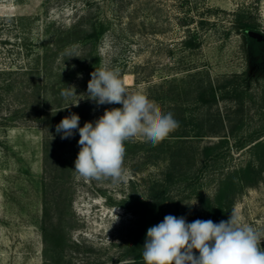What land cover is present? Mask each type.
<instances>
[{"label":"rangeland","instance_id":"374dc122","mask_svg":"<svg viewBox=\"0 0 264 264\" xmlns=\"http://www.w3.org/2000/svg\"><path fill=\"white\" fill-rule=\"evenodd\" d=\"M79 21L85 29L103 27L96 41L99 67L118 68L123 81L130 75L131 83H124L129 92H144L179 121L170 136L185 137L170 142L184 148L178 169L189 179L173 188L171 215L189 223L200 219L195 194L212 200L219 181L251 160L249 143L238 149L237 142L264 135V62L251 56L240 29L248 23L246 34L258 37L249 38L264 41V0H0V264H128L149 210L150 185L166 167L164 161L145 163L153 145L134 138L125 142V180L78 178V131L68 139L52 135L44 161L43 139L51 129L38 118L55 107L58 85L37 71L55 35ZM188 36L197 48L182 46ZM48 61L54 75L70 63L63 57ZM70 80L77 95L64 104L88 101L77 113L80 120L85 116L80 127L118 108L88 99L84 73ZM209 85L216 90L214 103H197V88ZM47 119L49 127L57 123ZM223 138L227 142L218 146ZM204 146H217L206 164L194 153ZM45 204L55 260L44 257ZM233 210L264 230V173L254 187L238 192Z\"/></svg>","mask_w":264,"mask_h":264},{"label":"clouds","instance_id":"9594fccd","mask_svg":"<svg viewBox=\"0 0 264 264\" xmlns=\"http://www.w3.org/2000/svg\"><path fill=\"white\" fill-rule=\"evenodd\" d=\"M67 54L69 58L78 57ZM76 95L74 85L61 91L65 99ZM87 96L97 106L122 107L105 109L102 116L94 122H85L83 127L79 126L80 117L76 113L56 125V134L61 139L71 138L78 131L80 150L74 171L86 181L110 179L115 184L125 180L126 141L141 138L157 146L180 126L173 113H164L144 92H129L119 69L107 64L91 73ZM70 105L78 106V102ZM262 241L264 230L245 223L235 210L219 223L200 219L189 223L183 216L168 214L162 222L147 229L142 258L144 264H264Z\"/></svg>","mask_w":264,"mask_h":264},{"label":"trees","instance_id":"16d2710c","mask_svg":"<svg viewBox=\"0 0 264 264\" xmlns=\"http://www.w3.org/2000/svg\"><path fill=\"white\" fill-rule=\"evenodd\" d=\"M240 29L243 31V37L245 41L250 40L249 36L246 34V31L251 30L252 26L248 23L240 24ZM58 35H55V39L50 43L49 50H44L45 56L43 57L44 63L38 69L37 72H42L46 79H56V84L54 87L58 85L56 88V93L52 97L54 103H56L53 108H48L51 111L50 114H41L40 118H38V122L42 123L44 128L51 129L49 137L48 135L44 136L43 139V154L44 161L47 162L49 159V144L51 137L58 138L56 134V125L66 117L67 114L78 113L79 110H82L85 105H87L88 101L84 99L82 102H78V106L76 105H68L70 103L66 102L64 104L63 97L61 96V91L69 86L71 83V77L76 72L84 73L86 79H91V73L95 71V68H99V55L96 52V41L99 36L103 34V27L99 26L96 29L94 26H90V28H83L82 22H77L76 25L72 26V28L68 30L59 31ZM199 45L196 39L192 38V36L186 37L182 42V46L186 49H194ZM49 51L50 54L46 56V53ZM67 53H72L78 57L69 58ZM56 57H63V61L69 62L68 67L62 70H58V74L54 75L52 73V66H50L48 60H54ZM48 59V60H47ZM47 60V61H46ZM49 64V65H48ZM77 64L80 66L77 68ZM84 65V66H83ZM76 69H75V68ZM64 71H67L66 73ZM65 74H64V73ZM41 74V73H40ZM39 74V75H40ZM56 76V77H55ZM84 80V79H82ZM80 81L83 83V81ZM58 83V84H57ZM5 89L10 92L11 86L9 83L5 84ZM202 87V86H201ZM197 88L198 94L196 99L197 103H214L216 99V90L212 86H208L205 88ZM52 88V86H51ZM1 89V88H0ZM1 100V98H0ZM75 104V103H72ZM118 107H122V105H117ZM68 107V108H66ZM44 109V108H43ZM46 111V108L43 110ZM46 115V116H45ZM57 120L55 125L49 127L50 118ZM85 120V116L81 118V122ZM55 122V121H54ZM55 134V135H54ZM53 135V136H52ZM175 136H170L166 138L164 141L159 143L157 146H153V152L148 153L144 156V162H159L164 161L166 163V167L163 171L160 172L157 178L152 181L150 185V192L148 194L149 202L147 204L149 210L146 212V215L142 218V226H140L138 230L137 239L134 238L132 249H134L133 257L130 259L131 262L128 264H144L142 258L143 245L146 239L147 229L151 226L157 225L158 219H164V217L170 213L168 211L171 208V204L173 203V199L175 196L173 195V188L176 185H183L189 178L187 173L181 172L178 168L181 165V154L184 150L182 146L175 147L171 145V138ZM185 137L184 135H177L176 138L179 141L181 138ZM187 137V136H186ZM264 135H259L255 139H244L237 142L236 148L243 149L244 145L249 143L250 152H251V160L244 165L243 167L232 171L223 177L216 189V192L212 198V200L208 198H204L201 194H195V190H191L190 194H195L197 197V201L201 206V217L200 220H212L215 223H219L221 220H227L232 212L233 204L236 195L244 188L254 187L261 178V173H264V139H262ZM198 140L195 138H185L184 141H195ZM182 141V140H181ZM218 146L226 143L227 140L223 138ZM127 143H125V147ZM215 147L204 146L198 152H194L195 157L198 162H203L206 164L209 160L214 159L216 151ZM197 155V156H196ZM153 158V159H151ZM48 206L42 208V221L41 228L43 234V244H44V257L55 260L59 259V254L57 250L51 247L48 242V232H49V215L47 213ZM165 215V216H164ZM60 248H62V241ZM44 264H46L44 262Z\"/></svg>","mask_w":264,"mask_h":264},{"label":"flooded vegetation","instance_id":"af4514ba","mask_svg":"<svg viewBox=\"0 0 264 264\" xmlns=\"http://www.w3.org/2000/svg\"><path fill=\"white\" fill-rule=\"evenodd\" d=\"M246 43L251 56L258 62H264V41L250 39Z\"/></svg>","mask_w":264,"mask_h":264},{"label":"bare ground","instance_id":"6f19581e","mask_svg":"<svg viewBox=\"0 0 264 264\" xmlns=\"http://www.w3.org/2000/svg\"><path fill=\"white\" fill-rule=\"evenodd\" d=\"M124 83L125 84H130L131 83V76L130 75H125V77H124Z\"/></svg>","mask_w":264,"mask_h":264},{"label":"water","instance_id":"95a60500","mask_svg":"<svg viewBox=\"0 0 264 264\" xmlns=\"http://www.w3.org/2000/svg\"><path fill=\"white\" fill-rule=\"evenodd\" d=\"M247 35L249 36V37H251V38H258L257 36H256V34H254V33H250V32H248L247 33Z\"/></svg>","mask_w":264,"mask_h":264}]
</instances>
